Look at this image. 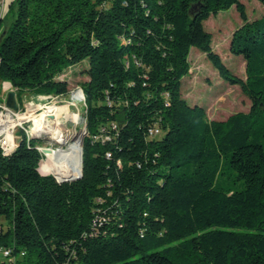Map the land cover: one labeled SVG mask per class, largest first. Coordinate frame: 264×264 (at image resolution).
I'll return each mask as SVG.
<instances>
[{
  "label": "trees",
  "instance_id": "1",
  "mask_svg": "<svg viewBox=\"0 0 264 264\" xmlns=\"http://www.w3.org/2000/svg\"><path fill=\"white\" fill-rule=\"evenodd\" d=\"M15 2L0 96L4 83L20 102L64 95L61 73L86 59L87 135L82 167L55 176L41 173L38 139L0 152V248L16 264H264V15L249 20L241 0ZM232 5L243 23L230 49L245 77L204 26ZM193 46L240 85L248 111L209 119L183 97Z\"/></svg>",
  "mask_w": 264,
  "mask_h": 264
},
{
  "label": "rangeland",
  "instance_id": "2",
  "mask_svg": "<svg viewBox=\"0 0 264 264\" xmlns=\"http://www.w3.org/2000/svg\"><path fill=\"white\" fill-rule=\"evenodd\" d=\"M241 1L246 7L249 20L257 19L264 15V5L259 0ZM15 14V0H8L6 3L4 18L3 16L0 18V20L3 18L2 23H0V38L3 32L6 31V29H8L14 21ZM242 23L243 19L238 9L235 5H232L228 9H223L216 14H212L207 20H205L204 26L206 30L212 34L211 45L214 51L218 52L223 62L234 73L241 77H245V60L243 56L234 54L230 49L232 34ZM189 57L191 61V70L182 78L181 92L183 97L190 104H199L204 106L209 119H224L234 112L248 111L250 109L251 99L244 93L240 85L232 84L221 77L217 68L204 51L196 46H193ZM86 67H88V62L85 59L64 69L63 73H61L59 77L62 79L65 78L69 84L68 93L60 95V103L65 104L63 107L66 109L67 107H70L73 112H70L69 110L66 111H68L71 115L77 116L79 113L80 116L78 117L80 124H77L75 127L78 131L77 133H80L81 129L84 131L86 129V121L84 118L86 106L83 100H78L77 102V99L73 98V92L80 89L79 87H81L83 81L88 78ZM20 97L22 99L21 102L18 99V105L20 106H23L24 103L40 101V96L30 92H23ZM0 100H2V96H0ZM67 121L69 122L68 125L73 127L71 119H67ZM65 126L66 125L63 127ZM39 142L47 144L46 139H41ZM56 146L57 145L55 144L54 147ZM81 147L83 151V145H81ZM41 168H43L41 173L44 175L46 173L53 175V173L46 172L45 169H47V167L42 166ZM49 170L52 171L51 169ZM77 176L79 175L72 177ZM3 222L5 223V220H3ZM6 226L7 225H5V227ZM1 258L2 255L0 254V260Z\"/></svg>",
  "mask_w": 264,
  "mask_h": 264
},
{
  "label": "built area",
  "instance_id": "3",
  "mask_svg": "<svg viewBox=\"0 0 264 264\" xmlns=\"http://www.w3.org/2000/svg\"><path fill=\"white\" fill-rule=\"evenodd\" d=\"M6 9V0H0V18L4 15ZM191 70V69H190ZM14 89L17 93V88L15 87H9L7 83L3 84V93H2V100H0V152L7 155L13 153L19 143L22 140L23 135L25 134L27 137V140L30 141L33 139V136H46L47 144H43L42 142H39L37 144V148L43 153V158L40 162V168L42 166L47 167L46 172L52 173V171L49 170V156L44 150L46 147L52 148L53 150H57L58 148H61L64 151H70L69 150V143L68 141L63 142L62 145L58 144L55 137L47 131V133H38L39 130H35V127L37 125V121L40 119L42 126L45 128H48L50 124L48 121H56L55 118H58L59 116H65L66 112L68 113L69 110L71 111L70 107H67V109L63 106L65 104L60 103V95L63 94H37L40 96V101H32L28 103H24L23 106L18 105L17 108L9 107L6 104L5 98L6 93L9 89ZM80 89H77L73 92V95L76 92L81 93V98L78 100H83L85 104V94L82 89V87H79ZM18 99V96H17ZM75 112V111H74ZM79 114V113H78ZM58 115V116H57ZM72 121V126L68 125L67 118L65 117L63 123H62V131L65 133L64 135H69L70 131L71 133H77V129L75 128L77 124L79 123V120ZM30 122V124H29ZM55 124V123H54ZM71 124V123H70ZM66 125L65 127H63ZM70 126V127H69ZM114 126H116L114 124ZM43 128V129H45ZM75 130V131H74ZM74 133V134H75ZM150 133L152 135H160L161 130L157 127H153L150 129ZM76 135V134H75ZM96 137V136H95ZM108 138V137H107ZM78 139V138H77ZM82 139V138H81ZM81 139L78 140V145L80 148V162L82 167V141ZM40 141V140H39ZM75 141V140H72ZM71 141V142H72ZM57 145L54 147V145ZM107 156L110 157L111 153L107 152ZM41 168L40 170H42ZM48 174V173H46ZM57 179V178H56ZM58 180V179H57ZM60 182V181H59ZM0 253L2 254L3 260L1 261V264H16V257L12 256V251L9 247H1ZM23 254V253H22Z\"/></svg>",
  "mask_w": 264,
  "mask_h": 264
},
{
  "label": "bare ground",
  "instance_id": "4",
  "mask_svg": "<svg viewBox=\"0 0 264 264\" xmlns=\"http://www.w3.org/2000/svg\"><path fill=\"white\" fill-rule=\"evenodd\" d=\"M74 99H80L81 98V93L80 92H76L73 95ZM73 102V101H72ZM58 116V115H57ZM65 117L67 119H72L73 121H78V117L79 114L77 116L75 115H71L70 113L65 114V116H59L58 118H55L56 121H50L49 119V127L45 128L44 126H42L41 123V118L37 121V125L35 127V130H39L38 133H47V131L49 130V134L51 133L55 139L59 142H66L68 141L69 143V150L70 151H64L61 148H58L57 150H53L52 148H49L48 150H46L48 156H49V169H51L52 171H56V170H68V169H76L78 167L81 166V162H80V148L78 145V140L81 139L83 137V133L84 130H80V133H71L69 135H64L65 133H63L62 131V123L65 119ZM55 123V124H54ZM45 128V129H43ZM78 138V139H77ZM74 139L75 141L71 140ZM53 173V172H52ZM81 172L78 174L80 175ZM53 175L55 176V174L53 173ZM75 177H72V179ZM58 179V178H57ZM65 180V179H64ZM67 180V179H66Z\"/></svg>",
  "mask_w": 264,
  "mask_h": 264
},
{
  "label": "water",
  "instance_id": "5",
  "mask_svg": "<svg viewBox=\"0 0 264 264\" xmlns=\"http://www.w3.org/2000/svg\"><path fill=\"white\" fill-rule=\"evenodd\" d=\"M4 34V33H3ZM5 101H6V104L9 106V107H12V108H17L18 107V100H17V93L14 89H9L6 93V98H5ZM87 134V130L85 129L83 135L85 136ZM82 137L81 141H82V144L84 142V138L85 137ZM33 139H39L41 141V139H46V136H33ZM58 144L62 145V142H57ZM49 148L46 147L44 150H48ZM83 153V152H82ZM82 176V170H81V174L73 179H67V180H75V179H78ZM66 179L65 180H59L60 182H63V181H67Z\"/></svg>",
  "mask_w": 264,
  "mask_h": 264
},
{
  "label": "crops",
  "instance_id": "6",
  "mask_svg": "<svg viewBox=\"0 0 264 264\" xmlns=\"http://www.w3.org/2000/svg\"><path fill=\"white\" fill-rule=\"evenodd\" d=\"M7 1H8V0H6V3H7ZM4 15H5V12H4ZM4 15H3V18H4ZM3 18L0 20V23H2ZM4 32H5V31H4ZM4 32H3V33H4ZM2 35H3V34H2ZM17 100H18V99H17ZM18 101H19V100H18Z\"/></svg>",
  "mask_w": 264,
  "mask_h": 264
}]
</instances>
